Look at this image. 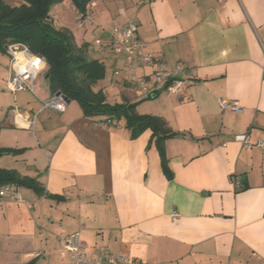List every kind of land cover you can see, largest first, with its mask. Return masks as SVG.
Here are the masks:
<instances>
[{
	"label": "crops",
	"instance_id": "obj_1",
	"mask_svg": "<svg viewBox=\"0 0 264 264\" xmlns=\"http://www.w3.org/2000/svg\"><path fill=\"white\" fill-rule=\"evenodd\" d=\"M55 6L53 23L87 54L88 37L106 42L132 20L145 52L184 69L182 94L161 87L136 106L126 55L113 54L111 77H127L111 80L116 103L162 118L173 133L163 143L172 178L150 130L131 138L122 120L88 119L76 101L56 113L36 89L10 92L0 49V149L11 150L0 169L38 184L13 185L29 206L0 199V264H72L63 239L74 233L91 259L105 248L142 264H264V153L235 141L264 139V0H91L81 26L70 0L58 18ZM221 99L242 112H221Z\"/></svg>",
	"mask_w": 264,
	"mask_h": 264
},
{
	"label": "trees",
	"instance_id": "obj_2",
	"mask_svg": "<svg viewBox=\"0 0 264 264\" xmlns=\"http://www.w3.org/2000/svg\"><path fill=\"white\" fill-rule=\"evenodd\" d=\"M63 1L20 0L16 5H10L0 0V49L5 50L9 44L22 43L33 54L43 57L49 66L46 82L50 93H61L67 99L76 101L84 117L101 123L122 120L131 138L150 130V143L156 146L162 171L170 180L172 172L163 143L173 133L162 118L137 114L135 104H110L101 90L94 89V85L104 76V64L89 58L82 47L78 48L70 31L53 26L51 8ZM90 1L71 0L79 13L85 12ZM10 153L9 149H0V157ZM6 184L38 189L36 181L11 170L0 169V186ZM27 264H34V260Z\"/></svg>",
	"mask_w": 264,
	"mask_h": 264
},
{
	"label": "built area",
	"instance_id": "obj_3",
	"mask_svg": "<svg viewBox=\"0 0 264 264\" xmlns=\"http://www.w3.org/2000/svg\"><path fill=\"white\" fill-rule=\"evenodd\" d=\"M89 19L86 12L80 13L76 23L81 26ZM136 30L135 23L129 20L124 26L113 28L106 42L96 40L95 47L100 52L108 51L114 55H126L125 71L128 75V84L132 91L138 93L139 100L151 99L153 95H157L161 87L173 94H182L188 81L184 69L180 66H170L163 59L145 52L146 44L137 38ZM5 50L10 57L8 90L12 93L24 90L34 94L36 82L40 79L47 91V97L42 101V108L63 113L67 106L66 97L61 93H50L45 83L49 71L46 60L33 54L22 43L6 45ZM118 74L119 71L116 69L115 75ZM219 109L221 112H242L237 101L227 99L219 101ZM235 141L244 149L256 146L264 153V139L252 144L248 136L244 134L235 136ZM6 197L29 206L13 185L0 186V199ZM63 249L70 255L72 264H142L138 259L119 255L105 248L98 250L96 258H88L81 249L78 233L63 239Z\"/></svg>",
	"mask_w": 264,
	"mask_h": 264
},
{
	"label": "rangeland",
	"instance_id": "obj_4",
	"mask_svg": "<svg viewBox=\"0 0 264 264\" xmlns=\"http://www.w3.org/2000/svg\"><path fill=\"white\" fill-rule=\"evenodd\" d=\"M71 1V0H70ZM11 2H14V1H11ZM15 2H18V1H15ZM60 4V3H59ZM58 3L56 4L55 8H54V13L56 15V17L58 18ZM53 26L57 29L56 25L53 23ZM81 36V35H79ZM82 38V37H80ZM87 48H88V57L89 58H93V59H97V60H100V61H104V68H105V77H103L102 79H100L96 84L98 85V88H100V90H102V92H105L104 94L109 96L108 99H109V103L110 104H116V102H121V99H120V96L119 94L115 95V94H112L111 90L114 89L116 86H114L113 88H111V80H115V84L116 83H122L125 79H127V77H111L113 75V64H112V61L114 60V55L108 51H106L105 53H99L97 52L96 48H95V44H94V38H90L88 37L87 39ZM125 73V72H123ZM124 88V91L128 93V90L126 88V86H122ZM36 92L37 94H39L41 96V100H44L46 97H47V93L46 91L43 89L42 87V81L39 79L37 82H36ZM120 100H119V99ZM149 101H152L151 99L149 100H140L139 102H137L138 104L137 105H143L145 103H148ZM40 261L38 264H46L44 263L43 261L45 259H42L39 258ZM57 259L54 260V263L53 264H56V261ZM51 264V263H50Z\"/></svg>",
	"mask_w": 264,
	"mask_h": 264
},
{
	"label": "water",
	"instance_id": "obj_5",
	"mask_svg": "<svg viewBox=\"0 0 264 264\" xmlns=\"http://www.w3.org/2000/svg\"><path fill=\"white\" fill-rule=\"evenodd\" d=\"M47 77H48V75H47ZM155 97V95H153L152 97H151V99H153ZM66 100H67V103L69 102V99H67L66 98Z\"/></svg>",
	"mask_w": 264,
	"mask_h": 264
}]
</instances>
